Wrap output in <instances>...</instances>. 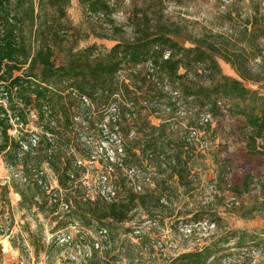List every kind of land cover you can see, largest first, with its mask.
<instances>
[{
  "label": "rangeland",
  "instance_id": "1",
  "mask_svg": "<svg viewBox=\"0 0 264 264\" xmlns=\"http://www.w3.org/2000/svg\"><path fill=\"white\" fill-rule=\"evenodd\" d=\"M105 1L118 31L85 0H4L0 23L33 14V49L43 56L29 61V72L72 64L86 75L80 87L94 92L85 105L83 91L70 88L78 95L79 125L68 128L64 121L59 140L69 142L62 150L76 177L69 188L51 177L48 185L71 199L72 209L80 200L95 202L82 196L112 191L124 201L153 192L165 205L139 206L113 227L108 242L84 227L75 242L61 246L52 239L70 227L68 214L54 215L48 204L22 205L17 189L29 184L0 158V186H10L0 264H165L180 249L220 237L227 250L213 264H264V0ZM133 53L143 60L132 62ZM37 125L29 115L22 128L40 134ZM32 160L48 163L42 154ZM146 174L150 182L143 181ZM196 216L215 222L213 232L180 238V226ZM237 231L249 234L241 247ZM95 240L103 248L86 255ZM77 246L82 254L74 257Z\"/></svg>",
  "mask_w": 264,
  "mask_h": 264
},
{
  "label": "trees",
  "instance_id": "2",
  "mask_svg": "<svg viewBox=\"0 0 264 264\" xmlns=\"http://www.w3.org/2000/svg\"><path fill=\"white\" fill-rule=\"evenodd\" d=\"M3 1L0 0V7L3 5ZM85 1L92 14L105 15L113 29L119 30V28L114 27L111 7L105 0ZM34 26L33 14L25 18L13 17L9 21L0 23V158L8 166L29 173L32 166L42 164L41 161H31V158L42 154L43 162L47 161L57 173L59 183L69 188L71 180L68 173L72 171L73 163L62 150L68 149L70 145L69 142L63 145L60 142L59 135H63L62 132H59L60 126L64 121L68 128L79 125L76 122L77 113L74 109L75 98L70 88L76 87L78 90L80 89V92L83 91L81 95L88 97H93L94 92H85L86 90L80 87V84L86 82V75L72 64L56 66L47 63V67L40 74L33 75L29 72L26 68L29 61L33 58L41 61L43 56L41 51L33 49ZM130 60L139 63L143 57L138 53H133ZM42 63L45 64V62ZM161 63L167 62L163 60ZM79 103L81 104L80 100ZM32 110L37 111L38 122L43 125L45 134L42 135L37 147H30L24 151L21 142L30 143L29 132L22 128L19 131L20 136L13 137L10 134V130L14 128L11 118L19 119L17 123H22L25 126L29 123V115ZM239 114L247 119L244 116L247 115L245 112H239ZM94 125L95 123H93L95 129ZM80 127L83 128L81 125ZM46 133L53 136L54 144L47 138ZM50 148L53 150L52 153H49ZM174 174H177L179 178L183 176V172L178 170ZM23 186L25 188H16L22 197V205L27 208L36 203L39 207L47 205V201L38 186L32 184ZM9 192L10 186L8 184L0 186V235L6 229L3 218L5 205H10ZM37 194L42 196L40 201L36 200ZM161 196H155L153 192L137 193L131 194L126 201L110 203L98 196L95 202H82L80 200L78 207L66 214L70 217L71 222L77 221L85 228L108 230V237L111 238L113 227L130 220L132 212L139 206L146 208L151 202L161 207L164 206ZM81 198L85 197L82 196ZM73 213H75L74 216ZM198 218L199 216H196L187 223L201 221ZM153 219L156 220V217L153 216ZM126 233H133V230L128 229ZM234 235L237 237L236 247H241L242 244L248 242L249 234L237 231ZM224 242L225 238L220 237L209 244L181 252L172 257L169 256L165 260V264H213L212 259L222 255L227 250L223 246Z\"/></svg>",
  "mask_w": 264,
  "mask_h": 264
},
{
  "label": "built area",
  "instance_id": "3",
  "mask_svg": "<svg viewBox=\"0 0 264 264\" xmlns=\"http://www.w3.org/2000/svg\"><path fill=\"white\" fill-rule=\"evenodd\" d=\"M74 96H78L74 91H72ZM80 101L82 104L88 105L89 102V97L86 95H80L79 96ZM30 118L32 120H38V113L36 110H32L30 113ZM19 119L17 118H11V122L14 125V131L15 132H19L18 128H22L24 125L22 123H17ZM205 120L207 121L208 118H205ZM26 127H28V124L26 125ZM100 127L102 128L101 131H105L107 129V124H102L100 125ZM40 130V134L39 131L36 130L34 131L33 127L29 130V135H30V143L24 142L22 141V149L28 150L30 147H37L39 145L40 139L42 137V135L45 134L44 132V127L43 125H37V127ZM47 138L54 144V139L53 136L49 133H46ZM54 148L56 146H53ZM52 149H49V153H52ZM49 163L45 164L44 166H32L31 170L29 173L24 172L23 170L19 169V173L16 174L15 176L18 177L20 179V181L24 184H32V185H36L38 186L40 189L43 190V192L46 194V198L45 200L47 201V204L51 207L52 212L54 215H61L63 213H69L71 211V209L73 208V202L71 199L68 198H64L61 194V192H57V190L53 189V186H49L48 183H50V177L54 178V180L58 183V178L57 175L54 174L51 170H48L49 168ZM77 166L82 165V162L79 160L76 162ZM51 168V167H50ZM52 169V168H51ZM135 175L139 176L141 173L140 170L139 171H134ZM56 175V176H55ZM70 180L72 181L73 179H75L76 175L74 174L73 171H69L68 173ZM143 181L145 180L146 182H150L151 178L149 175H145L143 176ZM70 181V182H71ZM135 190L141 192L142 191V185L137 183V186H135ZM107 194H109V192H107ZM90 197V196H89ZM85 197L82 198V200L84 201H94L98 198H92V197ZM106 202H119V201H124V198H118L117 194H115L114 191L111 192V195H105L104 198H100ZM120 199V200H119ZM216 224L215 222H209L208 220H201L198 222H192V223H187V224H183L180 226L179 228V237L181 238V236H184L185 238L191 237L194 234H196L197 230H209L207 232L212 233L213 230L215 229ZM71 228V230H70ZM82 229H85L83 226H81V224L77 221H72L70 224V227L68 228V230H59L58 232H56V234H59L58 238H53L52 241L56 244H59L61 246H69L72 244V242H75V240L73 239V235H75V233H82ZM138 231V230H137ZM97 232L99 233L100 236H102L103 239L107 240L108 237V230L103 229V230H97ZM204 234V233H203ZM57 237V235H56ZM56 241V242H55ZM108 242V240H107ZM166 241H158L157 245L162 246V247H166ZM201 245L196 244L194 247L192 248H188V249H193V248H197ZM103 246L101 244L100 241L95 240L94 242H92V247H91V251L85 253L86 255H91L92 251H98L100 249H102ZM183 249V248H182ZM188 249H184V250H179L177 252H181V251H187ZM83 250H86V248H83ZM85 252V251H84ZM82 254V248H80L79 246H77V249L74 253V257H77L79 255Z\"/></svg>",
  "mask_w": 264,
  "mask_h": 264
}]
</instances>
